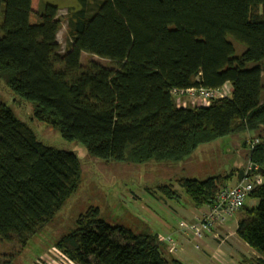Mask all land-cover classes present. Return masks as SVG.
<instances>
[{"label":"trees","instance_id":"16d2710c","mask_svg":"<svg viewBox=\"0 0 264 264\" xmlns=\"http://www.w3.org/2000/svg\"><path fill=\"white\" fill-rule=\"evenodd\" d=\"M68 7L60 52L58 8L0 0V83L28 102L31 118L99 159L139 164L183 161L198 145L247 133V160L264 178V0H77ZM34 14L36 21L31 22ZM234 43L243 46L236 55ZM87 53L110 61L81 63ZM231 87L207 106L174 104L170 91ZM246 140V138H245ZM243 146L246 143L243 139ZM74 152L48 146L0 102V239L25 245L75 190ZM231 178L177 179L199 208ZM169 198L176 190L162 187ZM238 221L240 237L264 264V179ZM57 248L74 264H183L149 228L111 226L89 209ZM0 264H12V259Z\"/></svg>","mask_w":264,"mask_h":264},{"label":"rangeland","instance_id":"374dc122","mask_svg":"<svg viewBox=\"0 0 264 264\" xmlns=\"http://www.w3.org/2000/svg\"><path fill=\"white\" fill-rule=\"evenodd\" d=\"M43 4H52L58 8L57 18L61 27L57 40L60 52H64L68 43L66 14L70 7L78 9L80 5L77 0H32L34 13L40 11ZM30 21H36L34 14L30 16ZM260 42L264 53V29L260 34ZM234 46L236 55L244 49L237 43H234ZM80 60L83 65L89 60H95L105 66L113 67L109 60L87 53H82ZM226 86L225 90L228 93L229 84ZM0 102L4 103L17 118L27 122L44 144L74 152L80 166L79 180L73 193L53 218L25 245L0 239V260L12 259V264H70L59 256L56 251L58 249L54 246L55 242L75 228L79 216L89 209H96L97 216L111 226H121L133 232H141L149 228L166 236L169 231L167 227H174L179 219L180 208L183 205L193 206L176 180L180 177L203 180L224 173L226 170L232 171L235 167L247 165L249 144L245 138L255 139L254 135L247 133L219 137L198 145L179 162L157 163L150 160L145 163L129 164L113 160L105 161L90 155L81 142L66 141L58 131L46 123L31 118V104L14 99L1 83ZM175 103L192 107L185 96L184 99L178 97ZM243 139L246 150L243 147ZM243 150L246 151V157L243 156ZM164 186L176 190L179 199L169 198L164 194L161 189ZM193 250L190 251L192 252L190 257L193 263H196L198 257Z\"/></svg>","mask_w":264,"mask_h":264},{"label":"crops","instance_id":"0c3cea01","mask_svg":"<svg viewBox=\"0 0 264 264\" xmlns=\"http://www.w3.org/2000/svg\"><path fill=\"white\" fill-rule=\"evenodd\" d=\"M226 85L227 84H225L224 87H227ZM230 92L231 87L229 85L228 94H230ZM245 150L242 152L244 157H246ZM246 167L247 165L235 167L232 171L226 170L224 173H221L222 175L231 173V178L221 187L233 186L239 180L243 179L245 177ZM240 170L243 171L241 176H239ZM256 202L255 199L247 197L243 207L231 216L226 225L216 226L214 228V234L204 235L197 243H192L187 237H185L184 234L178 230L176 224L179 220L188 222L195 220L197 217H200L208 211L209 206L206 204L197 208L194 205H183L179 210L180 217L177 219L175 226L167 227L169 231L165 234L166 236H172L175 242V250L170 254L183 264H250L249 260L257 257V254L240 238L238 221L243 215L245 208L254 206ZM155 233L162 235L160 232ZM217 237L222 241H219ZM190 246H192V248H188ZM192 250L197 254L195 256L198 257L196 263H193L194 261L190 257V254H192L190 251Z\"/></svg>","mask_w":264,"mask_h":264},{"label":"built area","instance_id":"2783aa9c","mask_svg":"<svg viewBox=\"0 0 264 264\" xmlns=\"http://www.w3.org/2000/svg\"><path fill=\"white\" fill-rule=\"evenodd\" d=\"M224 85L220 88H205L199 86L184 90H171L170 94L174 104H176L175 102L178 97L185 96L191 106H207L214 99L227 97L228 93L226 92ZM176 105L182 106L180 104ZM246 142L249 144V148H252L253 145L258 142V139H246ZM255 169L256 168L254 167L252 170V165L248 162L245 169V177L243 179L239 180L233 186L220 187L214 196L213 202L208 204V211L190 222L179 220L177 222L178 230L192 243H197L204 235L214 234V228L216 226L226 225L231 216L243 207L244 202L253 187L263 181L264 178L259 173H252L249 177L247 176L249 170L254 171ZM158 238L166 244L167 250L170 253L175 250V242L172 236L158 235ZM218 239L219 241H222L220 238ZM56 251L59 253V256L72 264V262L67 260L60 251Z\"/></svg>","mask_w":264,"mask_h":264},{"label":"water","instance_id":"95a60500","mask_svg":"<svg viewBox=\"0 0 264 264\" xmlns=\"http://www.w3.org/2000/svg\"><path fill=\"white\" fill-rule=\"evenodd\" d=\"M254 169V166H252V170ZM242 173H243V171L242 170H240L239 171V176H241L242 175Z\"/></svg>","mask_w":264,"mask_h":264},{"label":"bare ground","instance_id":"6f19581e","mask_svg":"<svg viewBox=\"0 0 264 264\" xmlns=\"http://www.w3.org/2000/svg\"><path fill=\"white\" fill-rule=\"evenodd\" d=\"M241 238V237H240ZM68 260V259H67ZM72 262V261H71ZM72 264H74L73 262H72Z\"/></svg>","mask_w":264,"mask_h":264}]
</instances>
